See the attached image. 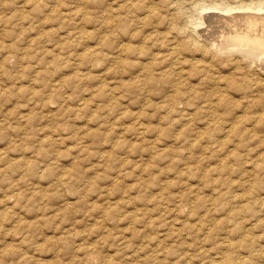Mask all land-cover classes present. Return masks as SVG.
I'll use <instances>...</instances> for the list:
<instances>
[{"label":"rangeland","instance_id":"1","mask_svg":"<svg viewBox=\"0 0 264 264\" xmlns=\"http://www.w3.org/2000/svg\"><path fill=\"white\" fill-rule=\"evenodd\" d=\"M131 1L0 0V264H264V72L244 67L246 96L203 53L226 14L207 0ZM218 86L230 115L206 106Z\"/></svg>","mask_w":264,"mask_h":264},{"label":"bare ground","instance_id":"2","mask_svg":"<svg viewBox=\"0 0 264 264\" xmlns=\"http://www.w3.org/2000/svg\"><path fill=\"white\" fill-rule=\"evenodd\" d=\"M128 2L129 1H131V0H127ZM133 1V0H132ZM131 1V3H135V1L134 2H132ZM137 1V0H136ZM150 1V0H149ZM160 1V0H159ZM163 1V0H162ZM164 1H166V0H164ZM173 1V3L174 4H177L178 5V8L180 9V7H181V4L182 3H184L185 2V0H172ZM193 1V0H192ZM202 1V0H201ZM113 2V1H112ZM115 2H117V1H115ZM139 2V1H138ZM144 2H147V0L146 1H144ZM150 2H154V1H150ZM156 2V1H155ZM167 2H169V0L167 1ZM197 2V1H196ZM26 3V2H25ZM36 3V2H35ZM99 3V2H98ZM122 3H124V2H122ZM130 3V2H129ZM129 3H128V5H129ZM140 3V2H139ZM143 3V2H142ZM171 3V2H170ZM198 3V2H197ZM23 4V3H22ZM40 4V3H39ZM111 4V3H110ZM113 4H116V3H113ZM118 4V3H117ZM121 4V3H120ZM125 4H127V3H125ZM141 4V3H140ZM153 4V3H152ZM158 5H159V2L157 3ZM188 4V3H187ZM193 4V3H192ZM198 4H200V9L202 10V11H206V9H216V10H220V11H222V13L223 12H225L226 14H215L214 13V15L213 16H215L216 17V19L215 18H212V19H215L216 20V22H218L216 25V29L217 30H215V28H213L212 27V29H208V33H209V35H211V36H209V37H207V38H205L203 41H201V45L204 47V54L205 55H207V54H209V59H210V61L212 60H214V58H216L217 59V62H219V63H223V65H230L231 66V68H233V70H235V71H237V73H235L234 71L233 72H231V86L235 89V90H237V91H241V92H243L246 96L250 93V92H252V89H253V87L255 88L256 86H257V83H259V81H258V79L257 78H248V76H250V75H248L247 73H246V71H244L245 69H244V67H249V68H252V69H254V68H256L255 70H257V71H259V72H261V73H263L264 72V0H207V1H204V2H202V3H198ZM34 5V4H33ZM143 5H145V4H143ZM157 5V6H158ZM164 5V4H163ZM186 5V4H185ZM189 5V4H188ZM40 5H38V7H39ZM107 6H109V5H107ZM120 6H122V4L120 5ZM131 6V5H130ZM133 6L134 5H132V8H133ZM140 6V5H139ZM141 6H142V4H141ZM192 6H194V5H192ZM37 7V6H36ZM110 7V6H109ZM148 7V6H147ZM170 8L172 7V6H169ZM189 7H191V6H189ZM197 7H199V5H197L196 6V9H198ZM120 8V7H119ZM118 8V9H119ZM124 8V7H123ZM125 8H129V7H126V5H125ZM124 8V9H125ZM177 8V9H178ZM192 8V7H191ZM109 9V8H108ZM114 9V8H113ZM112 9V10H113ZM136 9V8H135ZM145 9V8H144ZM158 9V11L160 12V10H159V8H157ZM166 9V8H165ZM164 9V10H165ZM184 9V8H183ZM194 9V8H193ZM107 10V9H106ZM115 10V9H114ZM113 10V11H114ZM120 10H121V8H120ZM128 10H130V9H128ZM132 10V9H131ZM153 10V6H152V8L151 7H149L148 8V12L150 11H152ZM163 10V9H162ZM163 10V11H164ZM172 10V9H171ZM19 11V10H18ZM117 12H118V10H116ZM126 11H127V9H126ZM178 12H179V10H177ZM177 11H176V13H177ZM189 11V10H188ZM200 11V10H199ZM215 11V10H214ZM219 11V12H220ZM110 12V11H109ZM108 12V13H109ZM143 12V11H142ZM157 12V11H156ZM191 13H192V11H190ZM190 12L189 13H187V12H184V13H187L186 15H187V17H188V14H190ZM194 12V11H193ZM64 13V12H63ZM114 13V12H113ZM112 13V14H113ZM119 14H120V12H118ZM129 13V12H128ZM128 13H127V15H128ZM132 13H134V12H132ZM171 13L173 14V12L171 11ZM182 13V12H181ZM197 13V12H196ZM200 13H202L203 14V12H200ZM221 13V12H220ZM158 14V13H157ZM156 14V15H157ZM160 14V13H159ZM171 14V15H172ZM110 15H111V13H110ZM114 15V14H113ZM121 15V14H120ZM125 15V14H124ZM127 15H126V17H127ZM156 15H154V16H156ZM170 15V16H171ZM174 15V14H173ZM176 15V14H175ZM179 15V14H178ZM178 15H176V16H178ZM192 14H190V16H191ZM136 16H139L138 14L136 15ZM146 16H148V15H146ZM153 16V15H152ZM158 17L159 16H162V14L161 15H157ZM164 16H167L168 17V15H165V14H163V17ZM176 16L175 17H173V21H175L174 20V18H176ZM196 16V15H195ZM198 16V15H197ZM207 16V15H206ZM205 16V17H206ZM211 16V15H210ZM114 17H115V15H114ZM126 17H124V18H126ZM133 17H134V15H133ZM203 17V16H202ZM201 17V18H202ZM209 17V16H208ZM128 18H129V15H128ZM144 18V17H143ZM153 18V17H152ZM160 18H162V17H160ZM171 18V17H170ZM190 18V17H189ZM191 18H193V15H192V17ZM195 18V17H194ZM199 18H200V16H199ZM17 19V18H16ZM131 19H132V16H131ZM139 17H138V21H139ZM147 19L148 18H146V21H147ZM186 19V18H185ZM195 19H198V18H195ZM203 19V18H202ZM206 19V18H205ZM23 20V19H22ZM119 20V19H118ZM133 20V19H132ZM131 20V21H132ZM135 21L137 20V18H135L134 19ZM151 21L153 20V19H150ZM163 20H165V19H163ZM172 20V19H171ZM171 20H169V22L171 21ZM177 20V19H176ZM182 20V19H181ZM187 20V19H186ZM200 20V19H199ZM121 21V20H120ZM141 21V20H140ZM145 21V22H146ZM184 21V20H183ZM195 21V20H194ZM198 21V20H197ZM206 21V20H205ZM18 22V21H17ZM21 22V21H20ZM116 22V21H115ZM118 22V21H117ZM133 22V21H132ZM165 22V21H164ZM191 22H192V20H191ZM207 22H211V21H208L207 20ZM112 23H113V20H112ZM121 23V22H120ZM131 23V22H130ZM139 23H141V22H138V24ZM147 23V22H146ZM149 23H150V21H149ZM148 23V24H149ZM151 23H153V22H151ZM150 23V24H151ZM154 23H155V21H154ZM159 23H160V21H159ZM171 23V22H170ZM176 23H177V21H176ZM176 23H174L173 25H174V28H175V24ZM194 23V22H193ZM192 23V24H193ZM197 23V22H196ZM199 23V22H198ZM197 23V24H198ZM201 23H202V20H201ZM212 23V22H211ZM214 23V22H213ZM15 24H17V23H15ZM14 24V25H15ZM20 24V23H19ZM78 24V23H77ZM122 24H124V23H122ZM121 24V25H122ZM134 24V23H133ZM137 24V23H136ZM142 24H144L145 25V23H142ZM149 24V25H150ZM158 24V23H157ZM161 24H162V22H161ZM184 24V23H183ZM197 24H195V25H197ZM200 24V23H199ZM210 24V23H209ZM13 25V24H12ZM116 25H118V24H116ZM125 25H127L126 23H125ZM132 25V24H131ZM154 25V24H153ZM153 25H151V27H153ZM156 25V24H155ZM172 25V26H173ZM180 25V24H179ZM185 25V24H184ZM194 25V26H195ZM214 25V24H213ZM17 26H20V25H17ZM193 26V27H194ZM200 26H202L201 24H200ZM21 28H22V26H20ZM116 27V26H115ZM127 27V26H126ZM150 27V26H149ZM148 27V28H149ZM177 27V26H176ZM181 27V26H180ZM186 27V26H185ZM184 27V28H185ZM188 27V26H187ZM77 28V27H76ZM117 28V27H116ZM183 28V27H182ZM16 29H17V27H16ZM153 29H154V27H153ZM168 29V28H167ZM214 29V30H213ZM121 30V29H120ZM159 30V29H158ZM169 30V29H168ZM182 29H180V31H181ZM186 30H188L187 28H186ZM203 30V29H202ZM201 30V31H202ZM124 31H125V28H124ZM128 31V30H127ZM153 31H155V30H153ZM152 31V32H153ZM164 31V30H163ZM198 31V30H197ZM9 32V31H8ZM11 32V31H10ZM9 32V33H10ZM13 32V31H12ZM22 32V31H21ZM130 32V31H129ZM158 32V31H157ZM159 32H161V31H159ZM157 33V34H159V38H160V33ZM164 32H166V31H164ZM163 32V34H165ZM167 32H170V30L169 31H167ZM175 32V31H174ZM183 32V31H182ZM218 32H220V34L219 35H216V33H218ZM121 33H123V32H121ZM148 33V32H147ZM149 33H151V31L149 32ZM185 32H183V34H184ZM188 33V32H187ZM206 33H207V31H206ZM205 33V34H206ZM162 34V33H161ZM166 34H168V33H166ZM170 34H171V32H170ZM169 34V35H170ZM191 34V33H190ZM193 34V33H192ZM192 34H191V36H192ZM200 34V33H199ZM132 35V34H131ZM151 35H152V33H151ZM150 35V37L152 38V36ZM155 35V38L157 37L156 36V34H154ZM189 35V34H188ZM216 35V36H215ZM136 36V35H135ZM145 36H147V35H144V37ZM165 36H167V35H165ZM171 36V35H170ZM182 36V35H181ZM204 36V35H203ZM150 37H148V38H150ZM162 38H165V37H163V36H161ZM177 37V36H176ZM186 37H187V35H186ZM205 37V36H204ZM122 38V37H121ZM175 38V37H174ZM143 39L144 38H142V41H143ZM146 39V38H145ZM153 39V38H152ZM169 39V38H168ZM168 39H166V40H168ZM171 39H172V37H171ZM176 39V38H175ZM178 39V38H177ZM197 39V38H196ZM122 40H123V38H122ZM149 40V39H148ZM157 40H158V38H157ZM162 40V39H161ZM160 40V41H161ZM165 40V39H164ZM183 40H185L186 41V39H183ZM192 40V39H191ZM172 41V40H171ZM185 41H182V43H184ZM189 41V40H188ZM132 42V41H131ZM149 42V41H148ZM168 42V41H167ZM170 42V41H169ZM180 42V41H179ZM32 43V42H31ZM139 43V42H138ZM153 43H155V42H153ZM158 43H159V41H158ZM173 43H174V40H173ZM172 42H170L169 43V50H171V52H169L170 53V55H172L173 53H177V55H178V50H179V48H178V46H177V43L176 44H173ZM15 44V43H14ZM124 44H125V42H124ZM143 44H144V41H143ZM147 44V43H146ZM167 44V43H166ZM180 44V43H179ZM29 45V44H28ZM35 45V44H34ZM64 45V44H63ZM69 45V44H68ZM68 45L66 46V47H68ZM131 45V44H130ZM129 45V46H130ZM162 45H164V44H162L161 43V46ZM194 45H195V43H194ZM193 45V46H194ZM30 46V45H29ZM139 46V48H141L140 47V44L138 45ZM150 46H152V45H150ZM166 46V45H165ZM164 46V47H165ZM32 47V46H31ZM36 47V46H35ZM58 47H59V45H58ZM105 47H106V45H105ZM119 47H121V44H120V46ZM119 47H118V49H119ZM125 47V46H124ZM123 46H122V48H121V50L124 48ZM131 47V46H130ZM129 47V49H131ZM136 47H137V45H136ZM135 46H134V48H136ZM143 48H144V45L142 46ZM155 47V46H154ZM163 46H162V48H164ZM197 47H199V46H197ZM138 48V47H137ZM152 48V47H151ZM156 48V47H155ZM167 48V47H166ZM192 48V47H191ZM34 49V48H33ZM61 49V48H60ZM59 49V50H60ZM128 49V50H129ZM149 49H150V47H149ZM159 49H161V47L159 48ZM185 49V48H184ZM184 49H182V51H184ZM194 49V48H193ZM203 49V48H202ZM55 50V49H54ZM61 50H63V49H61ZM132 50V49H131ZM134 50V49H133ZM132 50V51H133ZM138 50V49H137ZM151 50H153V48L151 49ZM198 50V49H197ZM10 51V50H9ZM37 52L39 51V50H36ZM47 51V50H46ZM63 51H65L66 52V50H63ZM116 51H117V49H116ZM123 51V50H122ZM141 52V50L139 49L138 50V52ZM181 51V50H180ZM31 52V51H30ZM45 52V51H44ZM60 52H62V51H60ZM89 52V51H88ZM87 52V53H88ZM91 52V51H90ZM144 52V51H143ZM194 52V51H193ZM9 53V52H8ZM69 53V52H68ZM85 53H86V51H85ZM162 53V52H161ZM169 53H167V54H169ZM197 53V52H196ZM56 54V53H55ZM70 54V53H69ZM73 54H75V53H73ZM78 54V53H77ZM83 55H84V53H82ZM92 54V53H91ZM90 54V55H91ZM123 54V53H122ZM141 54V53H140ZM186 54V53H185ZM203 54V55H204ZM8 55H10V53L8 54ZM59 55V54H58ZM68 55V54H67ZM72 54H70V56H71ZM76 55V54H75ZM88 55V54H87ZM93 55V54H92ZM119 55V54H118ZM134 55V54H133ZM142 55V54H141ZM144 55V54H143ZM142 55V56H143ZM163 55V57L165 56V58H166V56L167 55H165L164 53L162 54ZM176 55V54H175ZM181 55H182V52H181ZM202 55V54H201ZM7 56V55H6ZM11 56H12V54H11ZM60 56H62V55H60ZM76 56H78V55H76ZM157 56H159V55H157ZM174 56V55H173ZM173 56H171V57H173ZM185 56V55H184ZM10 57V56H9ZM55 57V56H54ZM64 57V56H63ZM66 57H68V56H66ZM65 57V58H66ZM84 57V56H83ZM118 57V56H117ZM120 57V56H119ZM118 57V58H119ZM124 57V56H123ZM139 57V56H138ZM138 57H137V59H138ZM160 57H161V55H160ZM159 57V58H160ZM187 57V56H186ZM194 57V56H193ZM198 57V56H197ZM57 58H59L58 56H57ZM61 58V57H60ZM140 58H142V57H140ZM164 58V59H165ZM168 58H170V56L168 57ZM168 58H166V59H168ZM176 58V57H175ZM192 58V57H191ZM199 58V57H198ZM82 58H80V60H81ZM125 59H127L126 57H125ZM149 59V58H148ZM157 59V58H156ZM176 59H178V58H176ZM175 59V60H176ZM181 59H182V57H181ZM194 59V58H193ZM59 60V59H58ZM67 60H68V58H67ZM66 60V61H67ZM83 60V59H82ZM145 60V59H144ZM160 60H162V59H160ZM159 60V61H160ZM183 60H185L184 59V57H183ZM182 60V61H183ZM196 60V59H195ZM122 61V60H121ZM135 61V60H134ZM172 61V60H171ZM188 61H190V60H188ZM197 61V60H196ZM209 61V62H210ZM24 62V61H23ZM26 62V61H25ZM80 62V61H79ZM83 62V61H82ZM127 62H129V61H127ZM136 62H138V61H136ZM136 62H134L135 64H136ZM152 62V61H151ZM151 62H149V64H151ZM176 62V61H175ZM178 62V61H177ZM181 62V61H180ZM131 63V62H130ZM133 63V64H134ZM157 64L159 63V62H156ZM169 63V62H168ZM184 63H186L185 61H184ZM198 63H200V62H198ZM213 63V62H212ZM139 64H140V62H139ZM142 64H144L143 62H142ZM146 64V63H145ZM163 64H165V62L163 63ZM162 64V65H163ZM172 64V63H171ZM170 64V65H171ZM187 64H189V63H187ZM191 64H193V63H191ZM202 63H200V65H201ZM24 65V64H23ZM35 65V64H34ZM137 65V64H136ZM147 65H148V63H147ZM152 65V64H151ZM150 65V66H151ZM154 65H155V63H154ZM159 65V64H158ZM173 65V64H172ZM171 65V66H172ZM176 65V64H175ZM183 64H181V66H182ZM186 65V64H185ZM199 65V64H198ZM213 66H214V64H212ZM25 66V65H24ZM23 66V67H24ZM26 66H27V64H26ZM25 66V67H26ZM139 66V65H138ZM168 66H169V64H168ZM170 66V67H171ZM180 66V65H179ZM187 66V65H186ZM190 66H192V65H190ZM203 66H207V65H205V64H203ZM35 67V66H34ZM141 67V66H140ZM139 67V68H140ZM145 67V69H146V66H144ZM148 67V66H147ZM155 67V66H154ZM160 67V66H159ZM162 67V66H161ZM172 67H174V66H172ZM193 67V66H192ZM199 67V66H198ZM202 67V66H201ZM211 67V66H210ZM254 67V68H253ZM152 68V67H151ZM169 68V67H168ZM165 69V70H168L169 71V69ZM202 68H204V67H202ZM216 69H217V67H215ZM153 69V68H152ZM152 69H148V70H152ZM158 69V68H157ZM156 69V70H157ZM178 69V68H177ZM179 69H180V67H179ZM182 69V68H181ZM195 69V68H194ZM218 69H220V68H218ZM40 70H41V68H40ZM40 70H38V71H40ZM141 70V69H140ZM143 70V69H142ZM147 70V69H146ZM146 70H144V71H146ZM188 70V69H187ZM203 70V69H202ZM205 70V69H204ZM203 70V71H204ZM207 70V69H206ZM214 70V69H213ZM231 70V69H230ZM241 70V71H240ZM36 72V73H39V72ZM172 71H173V69H172ZM186 71V70H185ZM196 71V70H195ZM208 71V70H207ZM240 71V72H239ZM41 72V71H40ZM147 72V71H146ZM155 72V71H154ZM171 72V71H170ZM183 72V71H182ZM199 72V71H198ZM210 72V71H209ZM239 72V73H238ZM256 72V71H255ZM43 73V72H42ZM148 73V72H147ZM156 73H158V72H156ZM162 73H164V72H161V74ZM184 73V72H183ZM202 72H200V74H201ZM221 73H222V71H221ZM228 73H230V72H228ZM44 74H45V72H44ZM149 74V73H148ZM173 74V73H172ZM178 74V73H177ZM210 74H212L211 72H210ZM254 74H256V73H254ZM141 75V74H140ZM140 75H138V76H140ZM146 75V74H145ZM165 75V74H164ZM170 75H171V73H170ZM174 75V74H173ZM203 75V74H202ZM215 74H213V76H214ZM230 75H229V77H230ZM263 75H264V73H263ZM135 76V75H134ZM133 76V77H134ZM166 76V75H165ZM189 76V75H188ZM220 76V75H219ZM257 76H258V74H257ZM256 76V77H257ZM38 77V76H37ZM39 77H40V75H39ZM38 77V78H39ZM41 77H42V75H41ZM78 77V76H77ZM146 77V76H145ZM159 77H160V75H159ZM162 77H164V76H162ZM161 77V78H162ZM187 76H185V78H186ZM199 77V76H198ZM211 77H212V75H211ZM210 77V78H211ZM218 77V76H217ZM237 77H239L240 78V82L239 81H236L238 78ZM254 77V76H253ZM259 77H260V75H259ZM44 77H42V81H44V79H43ZM135 78V77H134ZM152 78H154V77H152ZM167 78V77H166ZM165 78V79H166ZM169 78V77H168ZM172 78V77H171ZM174 78V77H173ZM213 78V77H212ZM225 78V77H224ZM227 78V77H226ZM263 77H260V79H262ZM139 79H141V76H140V78L138 77V80L137 81H139ZM158 79V78H157ZM230 79V78H229ZM228 79V80H229ZM143 80V79H142ZM160 80V79H159ZM164 80V79H163ZM162 80V81H163ZM168 80V79H167ZM174 80H176V79H174ZM182 80H184V79H182ZM212 80V79H211ZM213 80H215V79H213ZM212 80V81H213ZM228 80L226 79V82H228ZM150 81H152V80H150ZM157 81V80H156ZM172 81H173V79H172ZM215 81H217V79L215 80ZM251 81V82H250ZM44 82H46L47 83V80L46 81H44ZM144 82V81H143ZM147 82V81H146ZM159 82H161V81H159ZM167 82V81H166ZM165 82V83H166ZM170 82V81H169ZM219 82V81H218ZM220 82H221V80H220ZM243 82V83H242ZM260 82H262V81H260ZM155 83H157V82H155ZM172 83V82H171ZM176 83H178V82H176ZM175 83V84H176ZM198 83H199V81H198ZM214 83V82H213ZM217 83V82H216ZM222 83H223V80H222ZM240 83V84H239ZM264 83V82H263ZM152 84H154V83H152ZM161 84V83H160ZM224 84H225V82H224ZM230 84V83H229ZM229 84H227V85H229ZM158 85V84H157ZM166 85V84H165ZM172 85L174 86V84H171V88H172ZM190 86H191V83L189 84ZM194 85V84H193ZM219 85V84H218ZM263 85V84H262ZM152 86V85H151ZM177 86V85H176ZM230 86V87H231ZM217 87V86H216ZM219 87V86H218ZM264 87V86H263ZM110 88V87H109ZM163 88V87H162ZM170 88V89H171ZM186 88V87H185ZM212 88V87H211ZM220 89H218V88H216V89H218V90H211V92L212 93H214V94H216L217 95V97L216 98H211V99H209V101L206 103V106L208 107V108H212L211 109V111L214 113V114H218V112H216L217 110L219 111V109H220V112L221 113H223V114H227V115H230V114H232V107H231V110H230V107H229V105H228V103H227V101L225 100V98H224V94H222L220 91H222V87L220 86L219 87ZM101 89V88H100ZM108 89V88H107ZM106 89V90H107ZM149 89V88H148ZM176 89V88H175ZM188 89V88H187ZM226 89V88H225ZM224 89V90H225ZM229 89V88H228ZM102 90H104L105 91V89H102ZM176 90H178V87H177V89ZM234 90V91H235ZM108 91H110V89L108 90ZM168 91V90H167ZM166 91V92H167ZM170 91V90H169ZM181 91V90H180ZM195 91H197V90H195ZM194 91V92H195ZM227 91V90H226ZM225 91V92H226ZM257 91H258V89H257ZM113 92V91H112ZM174 92V91H173ZM179 92V91H178ZM224 92V91H223ZM224 92V93H225ZM261 92V91H260ZM144 93V92H143ZM170 93V92H169ZM169 93H168V96H169ZM256 93V92H255ZM263 93V92H262ZM170 94H172V93H170ZM220 94V95H219ZM222 94V95H221ZM109 95V94H108ZM177 95V94H176ZM178 95H179V93H178ZM228 95V94H227ZM245 95H244V97H245ZM252 95H253V93H252ZM256 95V94H255ZM123 96V95H122ZM167 96V97H168ZM172 96V95H171ZM225 96H226V94H225ZM231 96H233V94L231 95ZM257 96V95H256ZM258 96H260V95H258ZM176 97V96H175ZM179 97V96H178ZM210 97V96H209ZM227 97V96H226ZM107 98V97H106ZM109 98V97H108ZM164 98V97H163ZM261 98H263V96L261 97ZM168 99H170V97L168 98ZM178 99V98H177ZM208 99V98H207ZM240 99V98H239ZM248 99V98H247ZM246 99V100H247ZM174 100H176L175 98H174ZM234 100V99H233ZM233 100H232V102H233ZM238 100V99H237ZM253 101H255L254 99H252ZM252 100H249V101H252ZM256 100H257V97H256ZM259 100H260V98H259ZM107 101V100H106ZM109 101V100H108ZM231 101V100H230ZM241 101V100H240ZM240 101L239 102H237V103H240ZM243 102V101H242ZM245 102V101H244ZM248 102V101H247ZM261 101H259V103H260ZM235 104H236V101L234 102ZM234 103H232V104H234ZM251 103V102H250ZM254 103V102H253ZM187 104H188V102H187ZM257 104V103H256ZM205 105V104H204ZM250 105H252V104H250ZM258 105V104H257ZM169 106V105H168ZM203 106V105H202ZM231 106V105H230ZM237 106H238V104H237ZM239 106H240V104H239ZM244 106V105H243ZM246 106H248V105H246ZM255 106V105H254ZM164 107H165V105H164ZM233 107H235L234 105H233ZM170 108H172L171 107V104H170ZM188 108V107H187ZM236 108V107H235ZM238 108V107H237ZM236 108V109H237ZM246 108V107H245ZM165 109H167V108H165ZM189 109V108H188ZM171 110V109H170ZM235 110V109H234ZM190 111V110H189ZM263 111H264V108H262L261 109V114L263 113ZM239 113H241V112H239ZM245 113V112H244ZM256 113V112H255ZM220 114V113H219ZM223 114H221V115H223ZM246 114V113H245ZM264 115V114H263ZM208 116V115H207ZM224 116V115H223ZM242 116V115H241ZM247 116V115H246ZM238 117V116H237ZM248 117V116H247ZM263 117L264 116H262V121H263ZM211 118H213V117H210V119ZM221 118V117H220ZM224 118V117H223ZM242 118H243V116H242ZM250 118V117H249ZM189 119V121H190V118H188ZM193 119V118H192ZM208 119V118H207ZM217 119V118H216ZM244 119V118H243ZM242 119V120H243ZM204 120V119H203ZM213 120H215V119H212L211 120V122L213 121ZM240 120V119H239ZM239 120H237V121H239ZM245 120V119H244ZM258 120V119H257ZM261 120V119H260ZM201 121V120H200ZM220 121H222V119L220 120ZM236 120H231L230 122H229V124H226L225 125V127L227 126V129H226V131H228V132H233V131H235L236 132V130L238 131V132H240L239 134H238V136L241 138H239V140L238 141H240V142H242V141H244V140H246L247 139V136H246V131H248V129L249 128H247V125H244V123H245V121H244V123L242 122L241 123V127H239V122H237ZM261 121V122H262ZM204 122H206L205 120H204ZM214 122V121H213ZM217 122H219V120L217 121ZM223 122V121H222ZM257 122H259V121H257ZM260 122V123H261ZM202 123H203V121H202ZM210 123V122H209ZM220 123V122H219ZM218 123V124H219ZM212 124V123H211ZM224 124V123H223ZM257 124V123H256ZM217 125V124H216ZM261 125V124H260ZM259 125V126H260ZM195 126H196V124H195ZM206 126H208V124L206 125ZM205 126V127H206ZM256 126V125H255ZM199 127V126H198ZM210 127V126H209ZM203 128V127H202ZM253 128V127H252ZM201 129V128H200ZM205 129V128H204ZM259 129V128H258ZM252 130H254V129H252ZM198 132H200V131H198ZM202 132V131H201ZM201 132L200 133H197V134H199V136L200 135H202L201 134ZM207 132H209V131H207ZM206 132V133H207ZM220 132V131H219ZM227 132V133H228ZM237 132V133H238ZM194 133H196V130H195V132ZM213 133V132H212ZM222 133H224V132H222ZM226 133V132H225ZM217 134V133H216ZM232 134V133H231ZM230 134V135H231ZM251 135H253L252 133H250ZM249 134V135H250ZM227 135V134H226ZM229 135V136H230ZM233 135V134H232ZM257 135H259V134H257ZM261 135V134H260ZM196 136H198V135H196ZM233 136H235V135H233ZM264 136V135H263ZM225 137V136H224ZM227 137V136H226ZM251 137V136H250ZM253 137H255V136H253ZM257 137V136H256ZM201 138V137H200ZM199 138V139H200ZM236 138H237V134H236ZM260 138V137H259ZM209 142H218L219 140L216 138V136H210L209 138ZM207 139V140H208ZM221 139V138H220ZM227 139H228V137H227ZM226 139V140H227ZM232 139V138H231ZM231 139H229V141L231 140ZM234 139V138H233ZM249 139V138H248ZM263 139V138H262ZM205 140V139H204ZM224 140H225V138H223V141L222 142H224ZM226 140H225V142H226ZM235 141H236V139H234ZM254 140V139H253ZM264 140V139H263ZM263 140H261V141H263ZM206 141V140H205ZM260 141V142H261ZM221 142V143H222ZM232 142H233V140H232ZM247 142V141H246ZM249 142V141H248ZM238 143V142H237ZM245 143V142H244ZM233 144V143H232ZM235 144V143H234ZM236 145H238V144H236ZM242 145V144H241ZM240 145V146H241ZM239 146V145H238ZM234 155V154H233ZM252 226V225H251ZM250 232V231H249ZM250 239V238H249ZM251 240V239H250ZM253 240V239H252ZM254 241V240H253ZM242 242H245V241H242ZM253 243V242H252ZM226 244V243H225ZM227 244H228V242H227ZM249 244V243H248ZM255 244V243H254ZM228 245H231V244H228ZM241 245V244H240ZM239 245V246H240ZM246 245V243L243 245V246H245ZM225 246V245H224ZM227 246V245H226ZM234 246V245H233ZM231 247V246H230ZM248 247V246H247ZM224 249V248H223ZM242 249V248H241ZM248 249H250V248H248ZM257 251H258V249H257ZM216 253V252H215ZM261 253V252H260ZM242 254V253H241ZM255 254H257V253H255ZM259 255V254H258ZM247 256V255H246ZM90 260V259H89ZM214 260V259H213ZM247 260V259H246ZM90 261H92V260H90ZM241 261V260H240ZM242 261H243V263H244V261H245V259L243 260L242 259Z\"/></svg>","mask_w":264,"mask_h":264}]
</instances>
